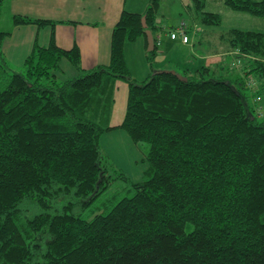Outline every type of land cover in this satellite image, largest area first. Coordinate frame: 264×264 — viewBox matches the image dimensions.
Here are the masks:
<instances>
[{"label": "trees", "instance_id": "trees-1", "mask_svg": "<svg viewBox=\"0 0 264 264\" xmlns=\"http://www.w3.org/2000/svg\"><path fill=\"white\" fill-rule=\"evenodd\" d=\"M191 2L203 24L221 22L220 13L204 10L206 0ZM222 2L264 15V0ZM159 5L149 0L142 14L122 10L109 62L88 70L78 47H59L52 31L46 46L35 44L26 56L24 72L15 71L1 51L7 32L0 28V264H264V119L255 111L263 97L254 81H264V32L229 29L224 59L238 70L229 78L210 77L213 68L202 66L184 78L161 70L138 81L124 44L157 29ZM244 55L253 59L241 64ZM62 61L72 76L62 75ZM223 68L231 69H215ZM116 79L127 84L125 113L109 125ZM115 128L140 148L148 144L138 181L101 147ZM116 179L130 196L90 220L72 212L93 205ZM64 195L75 200L51 213ZM27 204L39 209L32 217Z\"/></svg>", "mask_w": 264, "mask_h": 264}, {"label": "crops", "instance_id": "crops-1", "mask_svg": "<svg viewBox=\"0 0 264 264\" xmlns=\"http://www.w3.org/2000/svg\"><path fill=\"white\" fill-rule=\"evenodd\" d=\"M129 0H4L2 6H7L8 14L5 24L2 26V6L0 11V28L7 32L1 42V51L9 65L15 71H23L24 59L30 53L35 44L46 46L49 42L51 32L54 34L55 43L64 49L77 46L80 53V65L83 70H88L98 64H107L110 58V35L115 22L122 10L142 14L149 0H130L131 8L127 9ZM182 6L191 14V9L187 0H172ZM208 0H206L207 2ZM223 3L222 0H216ZM21 14L33 19H45L52 21L39 25L37 23L13 24V15ZM264 16V15H263ZM157 29L150 30L156 43L155 55L152 61L147 59V40L138 37L134 41L124 44V56L127 67L131 75L138 81L145 80L150 73L158 70H173L181 75L196 74L202 66L212 68L222 67L224 57L230 55L229 48L221 44V37L213 40L211 28L202 26L198 22L186 24L182 22L179 26L163 31L159 17L157 15ZM180 27V28H179ZM183 29L189 37L187 43L181 38L171 39L168 32L175 29ZM148 29V28H147ZM159 32L161 34H159ZM160 39V40H159ZM159 41V43H157ZM135 47L134 55L131 53L132 63L141 70V77L135 73L129 64L127 50ZM127 49V50H126ZM232 55V53H231ZM64 69L73 73L68 62L62 61ZM123 99L120 108H116L118 90ZM127 97V84L120 79H116L111 86L110 109L105 122L109 125L119 124L125 113ZM116 108V109H115ZM123 108V109H122ZM123 110V111H122ZM115 111V112H114ZM113 115V116H112ZM100 116V115H99ZM111 118H115L113 123H109ZM99 119V118H98ZM117 136L121 139L125 147L119 146V152L113 151L109 137ZM127 133L122 129H112L105 132L100 138L103 151L118 168H124L128 176L135 181L143 177L148 168L145 159L146 148L137 146ZM130 139V140H129ZM112 151V153L110 151ZM140 177V178H139ZM138 178V179H136ZM132 179V181H134Z\"/></svg>", "mask_w": 264, "mask_h": 264}, {"label": "rangeland", "instance_id": "rangeland-1", "mask_svg": "<svg viewBox=\"0 0 264 264\" xmlns=\"http://www.w3.org/2000/svg\"><path fill=\"white\" fill-rule=\"evenodd\" d=\"M187 1H188L187 4H189L190 9L192 10L191 14H189L188 11L185 9L182 10V6L179 3H175L172 0H160L158 17H159L161 26L164 27V28H162L163 29L162 32L168 31L169 28H173L177 25L179 26V24H181L182 22L186 23L187 25L193 21L198 22V23H200V25L206 26V27H209L212 29L213 40H217V38H220V35L222 34L221 44L225 48L230 47V35H229L228 31L231 28H238V29H243V30H254V31L264 32V16H253L249 13L234 11V10L230 9L229 7H227L224 3H221V2L217 3L216 0H208L206 2V6H205L204 10L216 11V12L220 13L221 17H222L221 22L217 25H205L201 22L199 16L196 14L191 0H187ZM128 3L129 4L127 5V7H128L127 9H130L131 8V6H130L131 1L129 0ZM7 10H8L7 6H5V5H4V7L2 6V22H1L2 26L6 23L5 20H6L7 14H8ZM179 28L175 29V30L178 31ZM159 34H161V33L159 32ZM168 36H169V32H168ZM132 46H133L132 52H131V50L128 51L126 49L128 57H129L128 62L131 65V67L133 68V70L135 71V73H137V75L140 76L142 73L140 68L136 67L132 63V60L130 58L131 53L133 55L135 53V47H134V45H132ZM243 58L244 59L241 61V64L244 62H247L248 60L253 59L251 56H248V55H244ZM224 60H225V63H223V65H225L227 63V65L230 66L231 69L229 71H226V70H224V68L223 69L213 68L214 72L212 73V75L210 77H214L216 79H223L226 77L229 78V77H231V75L233 73L238 72L237 67L232 69L233 65L231 64V59L225 58ZM68 72H69V70L65 69L66 74H62V75L63 76H67V75L72 76V73H68ZM249 76H250V78H252V75H249ZM254 81L256 83H259L258 86H259V89L262 91L261 96L263 97L262 101L259 102V105L257 106V108H255V111H256V113L258 112V114H260V116H258L259 119H264V81L260 80L259 82H257L255 78H254ZM122 93L123 92H121V89L118 90V98H117V102H116V104H117L116 108L117 109H118V107L120 108V105H119L120 101H121V105L124 101L123 99L121 100V98H119L120 94H122ZM252 101H253L252 97H249L248 103L250 106H253V104H254ZM123 105H124V103H123ZM113 121H115V118H111L109 123L111 124V123H113ZM109 139H110L109 140L110 144L112 143V145H113L112 147H114V148H112L113 151L119 152V146L126 149L125 147H127V145L125 144V147H124L121 139L118 138L117 136L109 137ZM142 146H144L146 149H148V144L146 142L142 143ZM110 152L112 153V151H110ZM112 155H113V153H112ZM110 157H111V159L114 158L113 156H110ZM113 161H114V159H113ZM120 169L128 174L126 169L121 168V167H120ZM130 179L132 180L133 178L130 177ZM136 179H138V178H136ZM131 194H132V192L130 191V189H128L127 184L125 182L119 180V179H116V180L111 182L110 187L106 190L105 193H103L101 196L98 197V199L93 203V205H91L89 207H81L78 205V206H75L72 208V212L74 214H78L79 216H81L87 220H90L96 214L106 213L116 203V201H118L120 198H122L124 196H130ZM74 200H75V198L72 195H64V196L60 197L59 199H57L51 203V207H50L49 211L51 213H54L56 211H60L62 209L63 205L67 204L69 201H74ZM22 208L24 209V213L27 217H32L35 213H37L39 211V209L36 206H33L32 204H30V205L27 204L25 206H22Z\"/></svg>", "mask_w": 264, "mask_h": 264}, {"label": "water", "instance_id": "water-1", "mask_svg": "<svg viewBox=\"0 0 264 264\" xmlns=\"http://www.w3.org/2000/svg\"><path fill=\"white\" fill-rule=\"evenodd\" d=\"M142 24L146 28L147 25L145 23L144 17H142ZM145 35H146V40H147V49H148V51H151L154 49V44H155L153 34L149 29L146 28L145 29ZM158 71H161V70H158ZM170 71L176 73L179 77L184 78V76H182L181 74H179L173 70H170ZM154 72H157V71H154Z\"/></svg>", "mask_w": 264, "mask_h": 264}, {"label": "built area", "instance_id": "built-area-1", "mask_svg": "<svg viewBox=\"0 0 264 264\" xmlns=\"http://www.w3.org/2000/svg\"><path fill=\"white\" fill-rule=\"evenodd\" d=\"M171 39L181 38V41L187 43L189 40L188 34L181 28L178 31L173 30L169 33ZM159 43V41H157Z\"/></svg>", "mask_w": 264, "mask_h": 264}]
</instances>
